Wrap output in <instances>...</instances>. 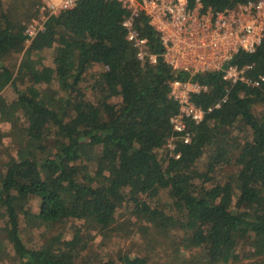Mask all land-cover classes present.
Segmentation results:
<instances>
[{"label":"trees","instance_id":"1","mask_svg":"<svg viewBox=\"0 0 264 264\" xmlns=\"http://www.w3.org/2000/svg\"><path fill=\"white\" fill-rule=\"evenodd\" d=\"M200 1L203 11H223L249 0ZM12 3L0 0V91L12 83L16 92L12 101L0 94V122L11 124L1 135L11 145L0 148V264L8 250L11 264H264V79L233 84L223 101L227 84L221 71L193 75L207 91L192 94V101L202 108L220 105L197 123L187 121L189 143L179 142L171 152L166 142L178 104L169 96V83L189 75L172 70L160 56L155 65L137 57L121 24L129 11L120 1L77 0L48 16L29 42L24 31L41 0ZM135 26L148 37L149 50L161 53L144 15ZM43 48H52V68L34 58ZM15 54H21L17 74L30 78L23 90L2 62ZM230 63L246 67L250 81L264 78V37L253 52L238 51ZM94 64L105 71L98 97L88 98L81 84ZM54 82L67 96L63 111L44 99L41 85ZM235 129L247 130L241 140ZM98 146L108 169L92 173L89 162ZM203 156L211 169L232 165L231 178L222 182L201 171ZM160 189L167 190L178 214L173 225L148 204ZM26 197L38 200V211L25 216L21 227L18 213ZM126 210L148 214L138 227L145 244L162 252L160 261L152 253L88 259L91 228L109 238L129 237ZM41 224L49 237L27 246L22 232Z\"/></svg>","mask_w":264,"mask_h":264},{"label":"built area","instance_id":"2","mask_svg":"<svg viewBox=\"0 0 264 264\" xmlns=\"http://www.w3.org/2000/svg\"><path fill=\"white\" fill-rule=\"evenodd\" d=\"M77 0H41L38 19H32L25 28L27 42L43 29L45 19L63 9L71 8ZM128 9L121 21L126 29V38L136 49L137 57L151 65L160 56L172 70L185 72L186 80L170 81L169 96L178 104V111L170 117L173 135L167 139L166 147L173 152L177 143H189L190 132L187 121L199 122L206 113L219 107L216 102L207 108L196 105L192 94L207 91V85L192 81V76L208 71H221L226 82V94L237 82L258 84L246 78V67L231 64L238 51L253 52L264 37V0H249L231 9L203 11L200 0H118ZM140 15L157 32L162 45L161 53H152L148 37L141 35L135 26ZM175 157H179L176 153Z\"/></svg>","mask_w":264,"mask_h":264},{"label":"rangeland","instance_id":"3","mask_svg":"<svg viewBox=\"0 0 264 264\" xmlns=\"http://www.w3.org/2000/svg\"><path fill=\"white\" fill-rule=\"evenodd\" d=\"M5 6H9L13 4V0H2ZM7 8V7H6ZM8 9V8H7ZM32 19H38L37 15L33 16ZM28 21L27 23H29ZM52 48H43L41 50L36 51L37 55L34 56V58L39 57L42 61V64L46 68H52L53 67V59L51 55ZM21 59V54L14 56H9L8 58L2 59L3 64L8 66L13 71V76L15 77V86L23 90L26 87V84L29 82V75L24 72L23 74H17V65L19 64ZM105 71V67L101 66L99 64L92 65L86 72V81L81 84L83 89H85L86 96L88 98H96L98 97V90L100 89L99 86L103 82V73ZM96 84L95 91L93 90L92 85ZM41 87L45 90V96L44 99L51 104L55 105L56 108L63 111V107L65 105L66 100V93L58 90V84L56 82L50 84V86H47L46 84H42ZM86 87V88H85ZM0 94L6 98L7 101H12L16 98V92L12 86V83L7 84L1 91ZM112 102V100H111ZM108 102L107 104V113L110 115H114L115 110L112 106V103ZM11 129L10 123L0 122V148L2 146H10L11 143L8 141L7 138L4 136H1L2 134H5L7 131ZM235 133L238 134L240 140L242 136L247 132L245 131H238V129H235ZM168 149V148H167ZM169 150V149H168ZM91 160L89 162V169L93 173L98 167L106 168L108 169V159L104 153L103 147L98 146L96 150L91 155ZM204 156L200 159L199 162V169L203 172L209 171V173L214 174L216 178H219L222 182L227 181L232 176V165L225 166L222 170L218 169H211L208 165L205 163ZM211 169V170H210ZM127 185V184H126ZM127 189H125L126 193ZM132 202L129 201V205H131ZM148 204L153 209H161L163 210L167 215H169L168 222L170 225H173L175 218H177L178 214L173 208L171 198L169 197V194L167 193L166 189H160L158 192V195L148 200ZM24 208L21 212L18 213L19 220L21 227H25V216L34 215L38 211V200L34 197H26ZM143 218V219H142ZM148 214L144 213H136L134 211L126 210L123 212V222L125 225L128 226V229L130 230L129 237L126 239L123 238H109L104 236L101 233H96L94 228H91L90 231V239L88 243L86 244V249L84 250L85 256L90 260H99V259H118L120 256H122L125 253H128L130 255H140L143 253H152V260H156L158 263L159 255L162 257L160 253L161 251L155 249L153 247V243H151L150 246H147L146 239L143 236V233L140 232L139 225L141 224V221L147 220ZM0 221V225H1ZM172 232V231H171ZM175 237L174 232H172ZM22 240L24 243L29 247H38L49 237V229L45 224H41L39 226L29 227L27 225L26 229L21 234ZM153 248V249H152ZM196 252V250H195ZM157 253V254H156ZM184 255H188L189 252L182 251ZM11 255L12 250H8L7 255L4 257V260L2 261L3 264H11ZM248 260H240L235 261L231 264H248Z\"/></svg>","mask_w":264,"mask_h":264}]
</instances>
